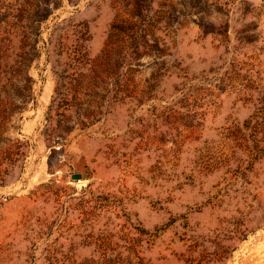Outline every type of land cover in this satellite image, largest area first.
I'll return each mask as SVG.
<instances>
[{
	"label": "rangeland",
	"instance_id": "374dc122",
	"mask_svg": "<svg viewBox=\"0 0 264 264\" xmlns=\"http://www.w3.org/2000/svg\"><path fill=\"white\" fill-rule=\"evenodd\" d=\"M139 257L264 264V0H0V264Z\"/></svg>",
	"mask_w": 264,
	"mask_h": 264
},
{
	"label": "trees",
	"instance_id": "16d2710c",
	"mask_svg": "<svg viewBox=\"0 0 264 264\" xmlns=\"http://www.w3.org/2000/svg\"><path fill=\"white\" fill-rule=\"evenodd\" d=\"M143 258L142 257H139V260H136L133 264H140V261H142Z\"/></svg>",
	"mask_w": 264,
	"mask_h": 264
},
{
	"label": "water",
	"instance_id": "95a60500",
	"mask_svg": "<svg viewBox=\"0 0 264 264\" xmlns=\"http://www.w3.org/2000/svg\"><path fill=\"white\" fill-rule=\"evenodd\" d=\"M81 177V175L80 174H73V178H80Z\"/></svg>",
	"mask_w": 264,
	"mask_h": 264
}]
</instances>
